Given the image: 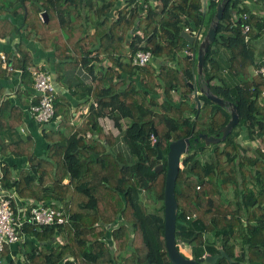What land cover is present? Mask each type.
I'll return each instance as SVG.
<instances>
[{
	"label": "trees",
	"instance_id": "trees-1",
	"mask_svg": "<svg viewBox=\"0 0 264 264\" xmlns=\"http://www.w3.org/2000/svg\"><path fill=\"white\" fill-rule=\"evenodd\" d=\"M116 2L0 0V32H16L20 37L14 59L6 53L4 65L0 58L5 71L17 63L26 76L27 66L34 64L24 42L34 39L45 46V39L56 30L68 51L60 59L77 55L92 71L93 65L88 67L91 58L86 56L94 53L122 73L137 77L127 84L109 67L94 85H76L83 95H93L97 105L91 106L94 110L79 131L59 138L58 132L44 129L45 159L34 155L31 137L13 136L22 111H11L8 103L0 107V154L24 156L29 164L16 172L13 165L2 162L1 189L23 199L27 212L42 204L57 210L65 207L69 215L63 225H23L22 240L16 245H20L24 264H173L163 237L164 154L169 141L186 136L191 137V146L181 158L174 188L176 246L178 242L188 245L192 258L221 249L225 255L213 264H264V77L253 73L261 63L253 46L264 37V0L253 1L263 6L262 15L244 0H228L215 39L204 55L205 86L235 104L239 115L238 124L214 146L193 139L199 133L219 132L229 120V109L198 94L203 105L196 111L188 96L192 90L188 82L193 79L188 56L197 45L193 48L180 36L185 28L190 32L201 29L203 34L207 29L210 21L205 23L200 0H128L113 12ZM209 2L214 12L216 2ZM43 11L47 22L41 17ZM244 12L248 14L245 19L241 18ZM18 16L21 26L12 20ZM244 24L249 26L246 32ZM52 47L58 51L59 40ZM138 50L150 51L156 64L134 65L132 55ZM192 64L195 70L196 58ZM59 109L66 110L62 105ZM107 109L116 113V123L120 118L129 120L123 139L131 159L110 148L113 140L98 124ZM59 113L63 114L57 111L42 125ZM64 116L67 122L70 113ZM153 129L163 160L156 159ZM243 130L248 140H258L260 145L251 150L243 146ZM87 131L89 138L78 137ZM121 154L128 163L121 160ZM158 163L163 168L156 171ZM2 259L5 264H19L6 260L4 254Z\"/></svg>",
	"mask_w": 264,
	"mask_h": 264
},
{
	"label": "crops",
	"instance_id": "crops-1",
	"mask_svg": "<svg viewBox=\"0 0 264 264\" xmlns=\"http://www.w3.org/2000/svg\"><path fill=\"white\" fill-rule=\"evenodd\" d=\"M116 1V6L113 9V12H115L117 8L126 5V2L128 0ZM253 1L254 0H244V2L248 4L254 12H259V14L262 15L263 6H256ZM12 20L15 25L19 26L21 23V16L14 17V19ZM1 32L0 55L3 54L7 61L6 53H11L12 55L10 54L8 56V59H11L12 57V61L14 59V56H16L17 54L16 46L20 40V37H18V35L16 36V32L9 35H5V33ZM61 36L63 35H59L56 30L51 31L49 37L45 39V46L34 39H30V41H26L24 39V41L26 42L21 39L25 43L29 51V56L34 64V67H39L49 72L52 75L53 81L55 83V98L57 103V105H55V113L57 111H60L63 112V114H57V116H55L51 123L47 125H41L37 123L28 112V106L36 101L35 92L32 87V76L30 74L31 68L34 67L27 66L26 71L28 73L26 76L23 75V69L20 68L17 63L16 65H13L10 60L8 61V63L12 64L11 69H7L5 71L3 65L0 67V107L2 106V104L8 103V108L11 111H14L16 113V109H18L23 113L21 124L15 129V134L13 136L22 139L31 137L33 140L32 151L36 157L42 159H45L48 153V141L44 139L43 136L44 129H53V132L59 133L57 135L59 138H62L67 132L71 134L75 131H79L82 126H85L84 123L87 121L88 116H90L91 112L94 110L91 109V106H96V100L94 99V96H86V94L83 95L80 90L75 89L76 85L82 84L85 87L94 85L92 84V82L97 77H100L101 73L109 67H112L113 70L119 72L121 74V78L125 79L127 84L131 83L133 80H137L136 76H129L126 73H122L120 71L121 69L112 66L109 60L105 58L99 60L100 57L95 56L94 53L86 56L87 58H91L88 67L93 65L92 71H89L87 67H85L81 63V61H78L79 56L78 58H76L77 55H69V57H71L69 59H60V54L62 56L63 54L65 55L68 53L61 42ZM83 36L84 35H82V37ZM263 39L264 37L255 40V45L259 44ZM56 40H59L60 45L58 51H56L52 47V42ZM80 57H84V54H81ZM259 60H264V56L263 58L260 57ZM192 61L193 60L190 58V68L192 66ZM4 65H6V62L4 63ZM81 89L84 90V88ZM23 91L27 94L23 93ZM94 93H96V91H94ZM59 105H62L66 110L59 109ZM66 111L70 113V116L67 117V122L66 117L64 116V114L67 113ZM104 113V115L98 118V124L101 126L104 134L107 135L109 139L113 140L110 148L115 152H123L126 155V158L131 159V154L123 139L124 131L129 120L127 118H120L119 122L116 123L114 120V116L116 115L115 112H111L110 109H107ZM58 126L59 128L60 126L62 127L58 129ZM66 127H71L72 129ZM90 135L91 134L89 133V131H87L86 134H79L78 137L89 138ZM95 135L96 134H94V136ZM240 140H243V142L245 141V143L247 144L248 134L246 131L243 130ZM4 161H6L9 165H13L16 172L22 169H27L29 167L26 157L16 156L12 153H9L7 156L0 154V166ZM67 182L68 180L65 179L64 183ZM20 202L24 204L23 199H21ZM24 238L26 239V237ZM19 251V244H10L5 250L4 257L6 260L15 259L17 263L24 264V256L21 257Z\"/></svg>",
	"mask_w": 264,
	"mask_h": 264
},
{
	"label": "water",
	"instance_id": "water-1",
	"mask_svg": "<svg viewBox=\"0 0 264 264\" xmlns=\"http://www.w3.org/2000/svg\"><path fill=\"white\" fill-rule=\"evenodd\" d=\"M216 2L214 12L211 16L209 25L204 36L200 39L201 29H198L193 35L192 32L182 30L180 36L194 48L197 45L196 51L192 52L188 58L194 60L196 58V69L193 70L192 64V75L193 79L191 82H188V86L192 89L188 96H192L194 101V108L198 112L203 105V101L198 98V94H204L208 99L216 103L221 107H227L229 109L230 117L227 123L222 126L215 135H208L206 133H199L197 137L193 140L198 142L203 140L206 145L216 144L223 142L227 135L230 133L231 129L238 124L239 115L237 107L232 102L224 101L221 97L213 94L207 86L201 84V77H203V62L204 55L208 51L210 44L214 41L216 36V29L219 20L222 17L223 9L228 0H213ZM208 0H200V12L204 17L207 11ZM26 16V11L24 12V17ZM41 17L44 22H47V14L45 11L41 13ZM200 39V40H199ZM193 63V61H192ZM208 81H206V84ZM154 141L152 146L157 149V160L163 159V151L158 147L159 138L156 135L155 129H153ZM191 146V137H181L169 141L165 148L164 157L166 159L165 165V180L163 188V217H164V244L167 251L169 260L173 264H213L218 258H221L225 255L221 249L219 253L214 255H204L197 258L186 257L184 256L176 246V237H175V224H176V215H177V202L175 199V182L179 172L180 167V158L182 155L186 154L189 151ZM163 168L161 163H158L155 166V170L159 171ZM187 242V239L184 240Z\"/></svg>",
	"mask_w": 264,
	"mask_h": 264
},
{
	"label": "built area",
	"instance_id": "built-area-1",
	"mask_svg": "<svg viewBox=\"0 0 264 264\" xmlns=\"http://www.w3.org/2000/svg\"><path fill=\"white\" fill-rule=\"evenodd\" d=\"M247 16V13H241V18L245 19ZM243 29L246 32L249 26L244 24ZM184 30L190 32L188 28ZM195 33L192 32L193 35ZM0 56L6 62L4 55ZM152 58L153 55L150 51L138 50L132 55V63L143 66ZM261 63L258 68L253 70V73L264 77V60ZM8 69H11V66H8ZM30 74L37 103L29 105L28 112L37 123L42 125L48 122L55 113L56 86L52 75L39 67L31 68ZM261 95L264 96V89L261 91ZM152 139H154L153 136ZM20 201L21 198L15 192L6 191L0 187V264H5L2 259L5 246L22 240V227L25 223L34 224L37 227L63 225L69 217L65 207L57 210L42 204L30 207L27 212L24 204Z\"/></svg>",
	"mask_w": 264,
	"mask_h": 264
},
{
	"label": "rangeland",
	"instance_id": "rangeland-1",
	"mask_svg": "<svg viewBox=\"0 0 264 264\" xmlns=\"http://www.w3.org/2000/svg\"><path fill=\"white\" fill-rule=\"evenodd\" d=\"M210 5V2L208 1V4H207V6H209ZM212 13H213V10L212 9H209L208 7H207V11H206V14H205V23L207 22V20L209 19V21H210V19H211V16H212ZM207 30V29H206ZM206 30H205V32H206ZM203 31H204V27H203ZM205 32H204V34H205ZM204 34L203 33H201L200 34V39L204 36ZM199 39V40H200ZM193 47V46H192ZM194 48V47H193ZM253 52H254V55L255 56H258V59L261 57V58H263V56H264V39L259 43V44H256V45H254L253 46ZM0 58H1V56H0ZM155 61V59H152L150 62H154ZM186 62H187V65H189L190 63H189V59H186L185 60ZM155 63V62H154ZM156 64V63H155ZM211 83H213V82H211ZM201 84L203 85V86H205V82H204V79H203V77H201ZM96 105H97V102H96ZM154 141V139H152V142ZM216 144H219V143H216ZM215 144H211V146H214ZM260 145V143H259V141L258 140H253V141H250V140H247V144L246 143H243V146H245L246 148L248 147L249 149L252 147V148H254V147H257V146H259ZM251 148V149H252ZM185 155V154H184ZM184 155H182V157L184 156ZM122 158H121V160L123 161V162H126V163H128L127 161H126V158L121 154L120 155ZM181 157V158H182ZM181 158H180V161H181ZM230 193V196H232V191H229ZM57 239H59V237H57ZM177 246H178V248H179V250L181 251V252H183V254H185V255H187L188 257H191V254L189 253V246L188 245H186V244H181L180 242H178L177 243ZM186 256V257H187ZM69 259H72L71 257H68ZM120 261V260H119Z\"/></svg>",
	"mask_w": 264,
	"mask_h": 264
},
{
	"label": "flooded vegetation",
	"instance_id": "flooded-vegetation-1",
	"mask_svg": "<svg viewBox=\"0 0 264 264\" xmlns=\"http://www.w3.org/2000/svg\"><path fill=\"white\" fill-rule=\"evenodd\" d=\"M163 160V159H162ZM163 165V163H161Z\"/></svg>",
	"mask_w": 264,
	"mask_h": 264
},
{
	"label": "clouds",
	"instance_id": "clouds-1",
	"mask_svg": "<svg viewBox=\"0 0 264 264\" xmlns=\"http://www.w3.org/2000/svg\"><path fill=\"white\" fill-rule=\"evenodd\" d=\"M204 256V255H203Z\"/></svg>",
	"mask_w": 264,
	"mask_h": 264
}]
</instances>
